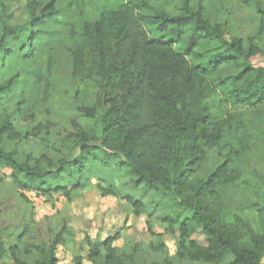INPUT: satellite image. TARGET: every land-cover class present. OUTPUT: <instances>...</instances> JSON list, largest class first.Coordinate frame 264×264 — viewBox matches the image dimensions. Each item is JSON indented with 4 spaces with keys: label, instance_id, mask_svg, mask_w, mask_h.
<instances>
[{
    "label": "trees",
    "instance_id": "obj_1",
    "mask_svg": "<svg viewBox=\"0 0 264 264\" xmlns=\"http://www.w3.org/2000/svg\"><path fill=\"white\" fill-rule=\"evenodd\" d=\"M242 1L261 17L248 40H227L193 0H181L174 14L150 12L149 0H106L85 18L70 15L73 2L53 0L31 10L24 27L1 22V68H10L16 44L32 54L56 34L49 29L56 24L67 28L74 75L93 80L97 89L95 106L78 109L89 127L80 125L70 138L75 157L20 154L10 148L20 137L12 116H0V166L15 172L16 189L48 198L60 192L73 201L97 187L104 197L119 198L116 179L128 178L131 191L121 198L135 217L148 216L155 238L148 249L115 246L119 232L104 240L87 236L91 264H264V229L249 232L226 203L247 154L264 137V66L253 63L264 58V6ZM19 77L11 70L0 81V98L15 90ZM150 193L158 201L149 210ZM158 208L165 211L161 222L178 236L174 255L154 231ZM199 232L205 245L193 238ZM27 233L25 226L18 240ZM65 236L66 227L51 243L37 245L33 264H59L56 247ZM19 254V245L8 246L0 235V264H31Z\"/></svg>",
    "mask_w": 264,
    "mask_h": 264
},
{
    "label": "rangeland",
    "instance_id": "obj_2",
    "mask_svg": "<svg viewBox=\"0 0 264 264\" xmlns=\"http://www.w3.org/2000/svg\"><path fill=\"white\" fill-rule=\"evenodd\" d=\"M52 1L0 0V24L7 22L12 26L24 27L30 21L31 10H41ZM55 1L60 6L73 2L70 15L85 18L97 13L96 9L106 0ZM82 1L85 5L81 4ZM149 2L150 12L166 10L174 14L181 6V0ZM260 2L264 6V0ZM199 4L204 6V19L222 26L229 41L236 37L248 40L259 30V13L253 5H246L242 0L192 2L195 10ZM49 29L56 30V34L44 37L35 52L30 54L21 50L18 43L15 45L17 54L11 60L10 68L5 70L0 64V81L11 70L20 76L15 90L0 98V116H12L20 137L10 143V148L18 150L20 154L46 153L55 159L75 157L79 151L73 148L70 138L80 125L89 127L87 119L78 109L95 106L97 89L93 80H83L74 75L67 28L51 24ZM57 30L61 32L57 33ZM62 35L65 36L64 40H60ZM253 63L264 66V58L256 57ZM254 116L253 113L252 118ZM243 170L241 179L227 190L226 203L245 218L249 232L257 233L264 229V137L259 147L247 154ZM14 175L10 167L0 166V235L8 246L18 244L19 255L31 264L37 257L35 247L51 243L65 227V244L56 247L59 264H74L79 258L84 260V264H91L87 236L91 240H104L119 232L121 238L114 243L115 246L122 248L126 245L131 250L135 246L146 250L155 240L148 229V216L135 217L131 206L121 198L131 191L130 186L125 185L128 178L116 179L119 198L104 197L97 187H93L75 196L73 201H68L60 192L48 198L35 191L18 190L14 185ZM93 183L98 184V179H94ZM140 194L137 191L136 195ZM157 201L152 193L145 198L149 210ZM164 213L161 208L154 213L153 228L162 235L168 253L174 255L178 250V236L167 229L166 223L161 222L160 217ZM25 226H28V233L18 240L17 236ZM193 238L200 245L206 244L201 232ZM151 259L152 256L149 257Z\"/></svg>",
    "mask_w": 264,
    "mask_h": 264
}]
</instances>
